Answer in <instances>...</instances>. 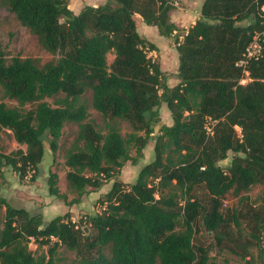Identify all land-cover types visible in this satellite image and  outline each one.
I'll return each instance as SVG.
<instances>
[{"label": "trees", "instance_id": "obj_1", "mask_svg": "<svg viewBox=\"0 0 264 264\" xmlns=\"http://www.w3.org/2000/svg\"><path fill=\"white\" fill-rule=\"evenodd\" d=\"M2 1L54 58L39 65L0 50L3 94L21 106L35 104L23 109L0 101V132L10 130L25 146L0 151V170L10 166L21 178L31 170L34 179L44 141L54 154L64 124L74 122L78 132L66 154L65 178L78 196L70 202L112 182L100 199L103 208L86 219L88 232L67 214L45 222L40 213L0 199L5 206L0 264H58V246L74 251L80 264H220L206 246L193 243L194 224L201 217L205 231L221 245L225 196L264 186V0H203L199 16L176 40L178 82L173 86L166 85L159 62L147 55L157 47L139 33L135 19L138 15L170 36L176 25L168 21V0H107L77 13L67 0ZM255 34L261 54L247 61L249 81L241 83L245 74L235 63ZM108 53L114 55L110 63ZM87 90L105 120V132L84 121L87 107L78 99ZM59 93L58 105L45 100ZM162 103L171 124L155 135L153 159L125 183L116 175L126 161L135 164L142 156ZM117 118L128 120L133 131L123 136ZM207 121L212 134L205 130ZM229 152L230 163L222 167L219 161ZM48 185L51 195L66 198L55 173ZM197 186L207 192L205 205L192 196ZM231 218L236 225L242 219L249 224L247 243H236L242 250L234 252L244 264H264V189L257 207L236 209ZM31 240L38 247L48 245L47 256L34 255Z\"/></svg>", "mask_w": 264, "mask_h": 264}, {"label": "rangeland", "instance_id": "obj_2", "mask_svg": "<svg viewBox=\"0 0 264 264\" xmlns=\"http://www.w3.org/2000/svg\"><path fill=\"white\" fill-rule=\"evenodd\" d=\"M107 0H67L68 7L74 12H78L85 5L96 6L106 2ZM203 0H175L176 4L172 5V9L168 12V21L176 25L175 31L166 37L162 36L156 26L145 24L139 16H136L137 29L139 33L147 40L159 44L156 51H147V55L152 59L160 62L162 56V69L164 71V82L167 86L176 84L178 78L176 76L178 59L174 52L176 49V40L184 33L195 20L199 13L200 4ZM264 9V6H263ZM243 24L245 22H242ZM164 48H167L164 51ZM0 50H2L7 57L12 55H20L21 57H30L36 61L37 64L52 60L54 54L46 50L39 42L37 36L33 34L30 29L22 25L16 16L8 9L6 4L0 0ZM161 53V54H160ZM113 53L107 54V62L110 63L113 59ZM178 56V55H177ZM161 68V62L159 63ZM249 81V78L244 75L243 83ZM63 97L59 93L53 97H47L45 100L52 106L58 105L59 99ZM0 101L5 102L9 106H18L23 109H29L35 104L19 105L15 99H10L3 94L0 87ZM82 102L87 107L88 117L84 121L92 122L96 128L102 132L106 131L105 120L101 114L95 110L91 105V92L87 90L80 98L78 103ZM170 112L165 103H162L158 109L157 119L154 123V132L147 144L142 150V156L137 158L135 164L126 161L116 175V178L125 183L133 182L138 174L139 169L153 159V145L155 135L159 133L161 126L169 125L171 123ZM115 125L120 133L125 136L127 133L133 131V127L126 119H115ZM212 123V122H211ZM78 132V124L74 122H66L62 128L61 137L58 140V149L53 154L49 148L48 140L44 141V155L39 164V171L35 178L31 179L33 173L29 170L24 177H19L18 174L10 167L3 166L0 170V199L13 207H22L30 213H40L43 221H48L56 215L67 214L72 221L79 226H83L88 232V224L86 219L89 215L100 211L104 203L100 199L103 194L107 192L111 186V180L104 183L96 190L88 191L79 197V202H70L78 195L70 189L65 178L68 167L65 164V158L68 150L75 141ZM138 133H141L139 131ZM25 149L24 145L17 143L8 129H2L0 132V151L9 153L17 148ZM131 155L135 154L133 148L130 150ZM232 153L229 152L225 159L219 161L222 167H226L231 160ZM51 173L56 174V186L60 193H63L66 198L62 199L51 195L48 189V179ZM264 186L262 184L252 185L246 191L239 195L229 193L223 199L222 212L226 219V224L223 227L225 233L224 240L221 245L216 243V239L211 232H206L202 223L201 217H198L194 224V244H202L209 250V254L215 258L220 264H244V260L233 249H238L236 243H247L249 224L246 220H240V224L236 225L231 213L236 209L248 210L250 207H257L260 204ZM179 204L183 203L182 194L177 192ZM192 196L197 198L202 204L208 201V195L202 186H197L192 192ZM5 206L0 205V228L3 224ZM87 227V228H86ZM93 230L91 229V232ZM228 235H227V234ZM48 245L37 246L32 240L29 243V248L34 255L48 254ZM251 252L256 254V248L250 246ZM54 257L58 264L74 263L80 264L76 258L74 251L68 250L64 246L56 247Z\"/></svg>", "mask_w": 264, "mask_h": 264}, {"label": "built area", "instance_id": "obj_3", "mask_svg": "<svg viewBox=\"0 0 264 264\" xmlns=\"http://www.w3.org/2000/svg\"><path fill=\"white\" fill-rule=\"evenodd\" d=\"M168 3L170 4H176L174 0H168ZM183 34L180 36L179 40L182 39ZM264 36V33H263ZM261 54V44H260V37L259 34H255L252 38V41L246 46L245 51L242 53V57L239 58L236 61V65L238 67L242 68V71L244 72V74L247 76L248 72L245 69V65L247 64V61L249 59H256L260 56ZM243 81V78L240 79V82ZM205 130L207 132V134H212V123L211 121H207L205 124Z\"/></svg>", "mask_w": 264, "mask_h": 264}, {"label": "crops", "instance_id": "obj_4", "mask_svg": "<svg viewBox=\"0 0 264 264\" xmlns=\"http://www.w3.org/2000/svg\"><path fill=\"white\" fill-rule=\"evenodd\" d=\"M174 1H175V0H174ZM201 3H202V2H201ZM200 6H201V4H200ZM199 9H200V8H199ZM79 11H80V10H79ZM79 11H78V12H79ZM76 13H77V12H76ZM136 16H138V15H135V19H136ZM198 16H199V13H198L197 17H198ZM197 17H196V18H197ZM196 18H195V19H196ZM140 19H141V18H140ZM136 21H137V20H136ZM194 21H195V20H194ZM194 21H193L191 24H193ZM186 29H187V28H186ZM186 29L184 30V33H185ZM184 33H183V34H184ZM150 42H151V41H150ZM152 43H153V42H152ZM153 44L157 47V50H158V48H159V44H157V43H153ZM166 50H167V48H164V51H166ZM153 51H156V50H153ZM153 51H151V52H153ZM174 52H175L176 57H177V59H178V56H177L178 53H177L176 49H174ZM160 54H161V53H160ZM149 56H150V55H149ZM162 60H163V58H162V56H160V60H159V61L161 62V68H160V69L163 71V69H162V65H163ZM160 62H159V63H160ZM163 73H164V71H163ZM177 82H178V81H177ZM177 82H176V83H177ZM172 86H173V85H172ZM170 124H171V123H170ZM170 124H169V125H170Z\"/></svg>", "mask_w": 264, "mask_h": 264}]
</instances>
